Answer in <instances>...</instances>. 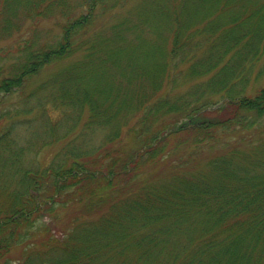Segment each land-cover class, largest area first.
Masks as SVG:
<instances>
[{"label": "trees", "instance_id": "trees-1", "mask_svg": "<svg viewBox=\"0 0 264 264\" xmlns=\"http://www.w3.org/2000/svg\"><path fill=\"white\" fill-rule=\"evenodd\" d=\"M108 1L0 0V43L16 37L18 45L12 62L0 54V106L43 67L84 47L36 88L47 91L36 98L26 156L13 135L16 110L0 107V264H264V87L243 89L264 54V0H147L137 21L83 36ZM51 19L60 21L59 37L41 42L37 24ZM181 65L193 80L185 92L175 91ZM214 93L223 96L204 98ZM218 104L223 116L201 118ZM80 121L106 129L97 147L68 140L34 162L39 133L53 145ZM239 129L253 138L203 169L138 180L144 163L171 157L189 135L194 146L218 144ZM130 140L136 148L120 159L103 151ZM171 140L175 148L164 152ZM69 205L82 214L58 228L54 212ZM45 208L57 219L51 226L39 222Z\"/></svg>", "mask_w": 264, "mask_h": 264}, {"label": "rangeland", "instance_id": "rangeland-1", "mask_svg": "<svg viewBox=\"0 0 264 264\" xmlns=\"http://www.w3.org/2000/svg\"><path fill=\"white\" fill-rule=\"evenodd\" d=\"M240 0H236V3L238 4ZM147 0H109L107 2V6L105 8H97L95 12L94 19L89 23V26L87 30H84L83 36H88L90 33H102L103 35L110 29L111 26L115 24H123L126 25L128 21H137L136 16L138 12L143 9L145 5H143ZM115 5V6H114ZM114 6V7H112ZM259 15L263 17V12H259ZM258 19V18H256ZM151 22V21H149ZM152 23V22H151ZM150 23V24H151ZM60 21L59 20H49V21H40L37 24L38 28V39L41 42H52L54 39L59 37L60 33ZM150 27V26H149ZM149 27H142L140 29V32L145 35H151L152 31L149 30ZM125 32V27L124 30ZM129 33V32H128ZM154 36V35H153ZM151 37L150 43H147L145 47L149 50L150 47H152V44L155 40L154 37ZM132 36H130L131 38ZM126 40H128V36L126 35ZM17 38L14 37L6 42L0 43V54L2 56H5L3 58L4 64H8L13 61V59L17 58V48L18 45L15 44V40ZM84 48V47H83ZM83 48L76 50L73 55L70 58H65L62 61L59 62H53L45 67H43L37 74L31 76L27 83L24 85L21 91H16L18 89H14L11 94H9L6 98L1 99V108H5V111L8 109H15L17 113V116H12L13 120L16 119L19 122V124L15 127L13 135L16 137L17 145L19 144L20 148L26 149V152L22 154V157L27 153V150H30L32 147L33 140L29 138H34L35 133H37L36 130H34V127L36 126L37 122L33 121L35 116L38 114V109L33 110L34 106H37L36 98L42 99L45 98V93L47 90H41L38 94L36 93V88L43 82L48 81L51 79L52 76H54L59 70L66 67L71 61L75 62L78 61L80 58L84 56L83 54ZM185 65H181L178 69V74L180 76L179 78V85L175 89L177 91L178 89L181 91L186 90L187 86L189 85V82L193 80H186L184 79V73L182 72ZM252 70H250L249 75L251 76V79H249L246 82L247 87L243 88L245 89V93L250 95L256 91L258 87H264V54L262 57L257 61L252 67ZM141 75V74H140ZM254 86V88L252 87ZM241 87V85H240ZM16 91V92H15ZM166 91V90H165ZM164 94V93H163ZM170 94V93H169ZM162 95V94H161ZM223 96L222 93H214L206 95L204 98H214L213 101H217ZM51 105L48 104L47 106L44 105V108H47L46 110L50 111ZM217 106L214 108H207L204 110L200 115H202L201 118H214L218 116H223L226 112V110L222 111L221 113H217ZM52 109V108H51ZM30 110V111H29ZM87 112V111H86ZM85 112V113H86ZM70 116L74 117L73 115L69 114ZM59 115L57 114L56 117ZM85 117V115H84ZM200 117V116H199ZM76 120V119H75ZM264 121V118H263ZM30 122V124L26 123ZM133 121L129 124V127H133ZM264 132V131H263ZM106 133V129L103 128H97L94 126H91L90 128H84L82 122L77 123V127L71 131H69L67 137L64 140H60L53 145H44V142L47 141V137L45 136V140L41 142L44 138L41 137L39 133L38 137V143H42V146L40 147V151H38L35 156H33L34 162L38 161H46L49 160L50 157L54 155V152L56 150H59L64 144L65 141L67 142L70 140V143L73 144V148L79 147L80 149L85 148H93L94 146L97 147L98 143L102 141L103 135ZM124 131V135H125ZM252 133H245L243 131L236 130L232 133L223 134L218 141L219 143L216 144H210V143H201L198 146H194L191 143V135L188 136V139H183L186 142L184 144L178 146L175 148V143H172L171 140L168 147L164 152H167L170 148H175L171 152V157L167 158L165 157L163 160L159 161L158 163L155 161L154 163H144V165L140 168L141 174L138 177V180L140 178L142 180L145 179H163L166 177H172L175 175V173H181L185 171H191L194 168L203 169L205 167V161L216 156L224 153L228 149H230L233 146H244L247 144L253 137ZM31 142L30 147L26 146L27 141ZM36 143V140H34ZM48 142V141H47ZM125 142V141H124ZM127 142V140H126ZM210 142V141H209ZM223 142V143H222ZM224 145H222V144ZM103 143H100L99 146H101ZM110 144H107L106 148H104L103 151L109 152L111 151V155H113L114 158L120 159L119 152H122L123 154L127 153V150H134L136 148L134 142L130 140V143L128 145H124L121 148L118 149L116 146H109ZM127 146V147H126ZM102 147H100L101 149ZM127 150H126V149ZM37 149V148H36ZM110 156V155H109ZM104 157V156H102ZM98 158V157H97ZM182 160L179 164H181L179 169H175L174 165L178 164L176 162ZM76 160L69 159L66 161L68 165L75 164ZM157 170V172H156ZM58 209V208H56ZM51 209L45 208L43 212L40 213V224L43 223V225H52L54 221L57 219H52V214L50 213ZM48 212V213H47ZM54 213H57L59 215L58 223L60 228L61 226H64L68 222V218L73 215L81 216V211L79 208L74 207L73 205H69L66 210H55ZM39 222L37 225H40ZM57 235H59L57 233ZM56 235V236H57ZM13 250L11 252V255H17L18 251Z\"/></svg>", "mask_w": 264, "mask_h": 264}]
</instances>
